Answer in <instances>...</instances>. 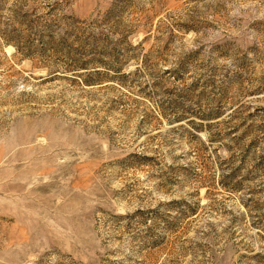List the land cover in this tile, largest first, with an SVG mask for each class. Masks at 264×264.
<instances>
[{
  "label": "rangeland",
  "instance_id": "rangeland-1",
  "mask_svg": "<svg viewBox=\"0 0 264 264\" xmlns=\"http://www.w3.org/2000/svg\"><path fill=\"white\" fill-rule=\"evenodd\" d=\"M0 264H264V0H0Z\"/></svg>",
  "mask_w": 264,
  "mask_h": 264
}]
</instances>
